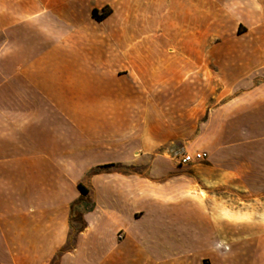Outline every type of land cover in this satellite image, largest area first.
I'll return each mask as SVG.
<instances>
[{
  "label": "crops",
  "instance_id": "crops-1",
  "mask_svg": "<svg viewBox=\"0 0 264 264\" xmlns=\"http://www.w3.org/2000/svg\"><path fill=\"white\" fill-rule=\"evenodd\" d=\"M141 1L168 29L173 0H0V264H264V234L235 240L190 195L114 169L133 160L137 116L165 114L142 92L201 98L167 45L138 42Z\"/></svg>",
  "mask_w": 264,
  "mask_h": 264
},
{
  "label": "rangeland",
  "instance_id": "rangeland-1",
  "mask_svg": "<svg viewBox=\"0 0 264 264\" xmlns=\"http://www.w3.org/2000/svg\"><path fill=\"white\" fill-rule=\"evenodd\" d=\"M132 5L127 1L120 11L133 10ZM137 10L144 15L137 20L138 42L167 45L164 54L180 67L175 74L186 82L195 79L201 98L151 101L142 92L139 108H160L165 114L137 116L138 147L131 153L133 160L114 169L131 185L160 192L164 200L170 191L190 195L212 218L231 221L235 240L263 235L261 4L256 0H173L170 12L175 18L164 31L145 18L151 13L146 1L139 2ZM160 11L158 6L155 12ZM109 12L103 8L95 19ZM122 22L129 27V19ZM118 74L128 75L126 71ZM194 151H205L208 158L184 166L176 162L178 155Z\"/></svg>",
  "mask_w": 264,
  "mask_h": 264
},
{
  "label": "built area",
  "instance_id": "built-area-1",
  "mask_svg": "<svg viewBox=\"0 0 264 264\" xmlns=\"http://www.w3.org/2000/svg\"><path fill=\"white\" fill-rule=\"evenodd\" d=\"M208 158L205 151L185 152L177 156L176 162L182 166L200 163Z\"/></svg>",
  "mask_w": 264,
  "mask_h": 264
},
{
  "label": "trees",
  "instance_id": "trees-1",
  "mask_svg": "<svg viewBox=\"0 0 264 264\" xmlns=\"http://www.w3.org/2000/svg\"><path fill=\"white\" fill-rule=\"evenodd\" d=\"M92 13H93V14H92L93 18H95V14L97 13V11H96V10H93ZM105 16H107L106 13L100 15L99 17H97V21H101ZM240 27H241V26H239V28H240ZM239 28H238V30H237V33H238V34H240V30H239ZM79 189H80L81 192H83V193L86 192L85 189H84L81 185H79Z\"/></svg>",
  "mask_w": 264,
  "mask_h": 264
},
{
  "label": "bare ground",
  "instance_id": "bare-ground-1",
  "mask_svg": "<svg viewBox=\"0 0 264 264\" xmlns=\"http://www.w3.org/2000/svg\"><path fill=\"white\" fill-rule=\"evenodd\" d=\"M193 195V194H192Z\"/></svg>",
  "mask_w": 264,
  "mask_h": 264
}]
</instances>
